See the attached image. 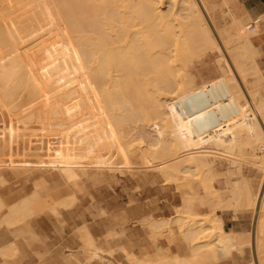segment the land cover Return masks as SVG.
I'll return each instance as SVG.
<instances>
[{"label":"bare ground","instance_id":"1","mask_svg":"<svg viewBox=\"0 0 264 264\" xmlns=\"http://www.w3.org/2000/svg\"><path fill=\"white\" fill-rule=\"evenodd\" d=\"M202 14L197 0H0V119L10 122V127L16 120L21 129L32 120L53 127V131L76 127L81 136L72 142L61 139L66 146H58L53 161L69 180L80 177L76 168L85 159L87 168L95 164L106 168L113 155L122 161L123 168L131 166L136 155L140 156L139 164L149 168L151 163L167 160L162 163L167 165L162 166L163 173L172 178L187 170L210 173L209 158L214 155L238 162L249 157L264 174V75L256 64L259 50L246 34L243 20H234L230 28L218 32L234 67L231 60L223 63L225 71L220 79L201 89L191 88L189 72L183 73L186 69L180 66V73L178 64L176 68L172 64L178 53L194 49L207 52L214 46ZM150 124H156L159 131L154 142L146 136L151 144L144 148L146 128L141 132L140 127ZM10 127L8 131L15 130ZM12 137L3 140L0 136V148L12 151L16 146L17 151H30L32 144ZM256 146L262 154L255 153ZM39 150L36 145L31 151ZM39 157L37 165H43V156ZM250 183L235 182L236 190L231 191L236 202L232 199V205L219 204L216 198L221 194L215 196L214 190L206 201L240 213L258 206L254 245L262 264L264 197L256 194V186L252 188ZM206 186L208 191L212 189ZM38 198L35 191L16 207L30 211L35 202L37 207ZM214 219L202 221L205 236L199 237L204 231L194 225L183 231L185 240L193 243L192 256L208 259L209 264L225 262L234 251L243 256L250 245L245 238L248 234L226 232L223 219ZM11 220L19 222L21 218ZM207 237L213 242L202 240ZM88 245L95 247L90 235ZM123 250L131 264L153 263L132 256L127 248ZM159 256L155 264H171Z\"/></svg>","mask_w":264,"mask_h":264},{"label":"rangeland","instance_id":"2","mask_svg":"<svg viewBox=\"0 0 264 264\" xmlns=\"http://www.w3.org/2000/svg\"><path fill=\"white\" fill-rule=\"evenodd\" d=\"M197 1L201 12H203L202 15L205 17V23L212 31L214 46L210 47L212 49H207V52L200 50L198 51L199 54L197 51L195 52L198 49H194L191 53L185 51L188 53L187 55L183 52V54L178 53L172 58L174 67L178 64V67H175L177 71L180 72L178 69L181 66L186 69L183 73L189 72L188 75L191 78L189 87L192 85L191 88L201 89L206 84L209 85V82L220 79L223 71H225L223 67L225 64L223 63L229 62L231 60L229 57L231 56H229L228 52H225L227 50L225 46H222L224 43L219 40L221 36L218 32L219 30H225L226 27L230 28L234 20H243L246 34L255 41L254 44L259 50L257 61L264 75L262 49L256 44V40L261 36L260 28L257 27L254 31H250L248 29L251 24L250 19L246 20L244 13L230 0H211L208 1L207 5L203 3V0ZM224 1L228 3L231 10L224 7V5L226 6ZM231 61L229 64L231 63L230 65L232 66L233 61ZM180 69L182 70V68ZM234 72L237 73L236 71ZM236 76L247 95L248 93L242 81L237 74ZM262 93L264 94V90H262ZM248 95L247 98L252 103ZM164 110L166 111V107ZM32 121L34 122L31 123ZM32 121H30V125L28 124L29 127L26 126L21 129L22 124L20 126L16 120L11 122L10 127L8 126L10 122L4 123L0 119V136L3 140L14 136L16 138L14 139L15 141L17 139H19V142L26 140L27 144H32L29 148L30 151L22 150L21 148L17 151L16 146H13L14 149L12 151L0 148V264H131L130 259L128 258V260L122 254L121 250L123 248L125 250L127 248L132 256L136 255L135 257L146 259V261L150 259L149 261L154 264L155 261H160L156 260L158 255H161L158 259L167 260L171 264L175 263V261L177 262L176 264H209L208 259L201 257V259H197L192 256L193 243H188L185 240L183 231L190 229L194 225L193 228H197L202 232L205 227L202 221L208 218H216L214 220L217 221L218 217L223 219L226 231L236 233L250 232L248 234L250 237L247 235L250 240L247 236L245 237L248 244L250 242V245L243 256L234 251L231 254L232 257L225 262H214L212 264L260 263L254 245V226L259 215L258 206L252 210H249L250 207H248L241 213L234 210L226 211V209L221 207L228 203L234 204L233 191L236 190L235 182H238L239 185L244 180L251 182L252 188L256 186L254 189L255 192L257 191L256 194L261 198L264 197V174L258 169L259 166L254 160L248 157V159L238 162L237 160L233 161L231 158H226V156L218 155V157L216 155V157L214 155V157L209 158L212 165V173L194 172L185 169L184 171L187 170L188 172L180 173L178 176L176 174L177 178H172L163 173L164 168L162 166L164 164L162 163L167 160L151 163L153 165L150 164L151 167L149 168V165L144 167L145 164H139L140 156L136 155L131 159L132 163L129 166L131 168H123L122 161L113 155L107 165L109 167L106 168H100L99 166L101 165L96 164L87 168L89 163L85 159L86 161L84 160L76 168L80 177L76 180H69L63 175L62 168L55 166L53 162L56 159L55 152H57L58 146V149H62L64 145L66 146V143H64L65 139H61L66 138V140L69 139L72 142L79 137V134L81 136V132L74 127L67 131H62L59 128L57 129L59 133H57L56 129V131H53V127L46 128L42 123L40 125V121ZM155 125H146L148 128L140 127V130L142 129L141 132H144L146 128L143 133L146 139L142 136L144 138L143 143L145 144L146 141L148 143L143 144L144 148L157 138L156 131L159 130ZM8 127L15 130L10 132L7 129ZM158 128L163 131L160 127ZM51 132H55L54 137ZM67 132L66 137L64 134ZM146 132L147 134L149 132V134L146 135ZM56 133L57 135H55ZM150 134L152 135L150 136ZM59 135L60 137L58 138ZM146 136H149V140L152 138L150 142ZM167 137L168 135L165 136V138ZM20 139L22 140L20 141ZM62 141L63 144L61 143ZM36 145L37 147L39 145L40 150L38 152L31 151L33 146L35 147ZM258 146H256L255 153L262 154ZM34 152L38 154L35 153V155ZM41 155L45 163L37 165V161L41 160L39 157ZM44 164H46V167ZM158 164L161 166H158ZM40 166H43V168ZM165 166L167 165L165 164L163 167ZM93 172H105L115 177H108L100 182L86 180ZM208 184L212 186L211 192L208 191L209 186L208 188L206 186ZM8 185L13 188V191L19 190V192L12 195V212L8 216V222H6L5 217L9 213L7 206L9 194L5 188ZM26 188H28V195L26 194ZM35 191L38 192L40 198V203L37 201L38 205H36L37 207L41 205L40 208L35 206L36 202L34 206H31L33 208L30 211H24L22 208L16 207ZM212 191L215 196L221 194V198H216V200L220 201L219 204H222L219 206L220 208L216 207V204L210 206L206 201L207 197H209L208 194L211 196ZM59 202H63L64 205L62 206V203L60 204ZM56 203L60 204V206H57ZM50 205L55 207L53 208L54 211L50 209ZM10 218L13 220L21 218V220L12 223ZM176 219L181 221H176ZM37 221H43L44 224L32 227L31 222L35 223ZM180 224H182L181 228H179ZM8 225L14 228V239L24 238L28 240L19 242L12 247L6 240V237H11V230H9ZM206 234L207 231H204L199 237ZM89 235L94 240V246L99 248V250L88 245ZM130 235L134 236L131 241L129 239ZM202 240L208 241L207 243L213 242L210 237ZM137 241H141L142 245L134 243ZM159 250L161 253H159ZM111 251L113 252L110 253ZM95 252L97 255H95ZM262 264H264V261Z\"/></svg>","mask_w":264,"mask_h":264},{"label":"crops","instance_id":"3","mask_svg":"<svg viewBox=\"0 0 264 264\" xmlns=\"http://www.w3.org/2000/svg\"><path fill=\"white\" fill-rule=\"evenodd\" d=\"M230 1L235 3L240 8V10L244 13V16L247 17L248 19H250L251 24L255 25V28L253 30H255L257 27L260 28L261 36H260V38H258L256 40V44L258 47H260L262 49V53H263V57H264V0H230ZM251 41L253 42V44L255 43V41H253L252 39H251ZM254 46H255V44H254ZM256 64L259 66L257 59H256ZM108 177H115V176L111 175V174L101 173V172H93L88 178H86V180H92V181L100 182L101 180H105ZM5 190L9 194L8 205H7L8 209H9V213L5 217V221L8 222V216H10V213L12 212V204H13L12 203V200H13L12 195L15 194L16 192H19V190L13 191V188L9 185H8V187L5 188ZM25 190H26V194L28 195V188H26ZM114 222H116V221L114 220ZM43 224H44L43 221H37L35 223L31 222L32 227L34 225H43ZM8 228H9V230H11V237H6V240L10 243V245L12 247H14L19 242H25L28 240V239H24V238L14 239V235H13L14 234V228L9 227V225H8ZM223 228H224V221H223ZM226 232L242 235V232H239V233L232 232V231H226ZM249 233L250 232H243V235L249 234ZM132 238H134V236L130 235L129 236L130 241L132 240ZM134 243H138V245H142L141 241H137Z\"/></svg>","mask_w":264,"mask_h":264},{"label":"built area","instance_id":"4","mask_svg":"<svg viewBox=\"0 0 264 264\" xmlns=\"http://www.w3.org/2000/svg\"><path fill=\"white\" fill-rule=\"evenodd\" d=\"M254 28H255V25H254V24H250L249 27H248V29H249L250 31H254V30H253Z\"/></svg>","mask_w":264,"mask_h":264}]
</instances>
